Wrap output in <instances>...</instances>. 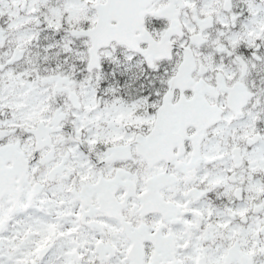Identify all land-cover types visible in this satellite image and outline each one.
<instances>
[{
    "label": "snow or ice",
    "instance_id": "obj_1",
    "mask_svg": "<svg viewBox=\"0 0 264 264\" xmlns=\"http://www.w3.org/2000/svg\"><path fill=\"white\" fill-rule=\"evenodd\" d=\"M0 264H264V0H0Z\"/></svg>",
    "mask_w": 264,
    "mask_h": 264
}]
</instances>
